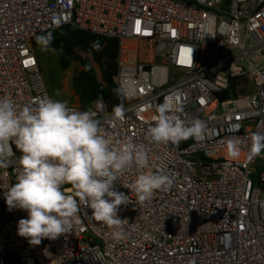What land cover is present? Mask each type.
I'll return each instance as SVG.
<instances>
[{
  "label": "built area",
  "instance_id": "1",
  "mask_svg": "<svg viewBox=\"0 0 264 264\" xmlns=\"http://www.w3.org/2000/svg\"><path fill=\"white\" fill-rule=\"evenodd\" d=\"M63 25L117 40L123 98L112 110L102 100L69 106L89 111L114 142L142 145L146 170L171 184L141 203L132 167L116 181L128 198L121 240L80 200L79 224L33 245L17 234L27 213L9 211L2 194L20 153L0 146V264H264V153L249 156L252 134L264 132V0H0V95L20 106L49 96L34 47ZM165 102L186 123L202 121L204 134L152 142Z\"/></svg>",
  "mask_w": 264,
  "mask_h": 264
},
{
  "label": "clouds",
  "instance_id": "2",
  "mask_svg": "<svg viewBox=\"0 0 264 264\" xmlns=\"http://www.w3.org/2000/svg\"><path fill=\"white\" fill-rule=\"evenodd\" d=\"M36 39L42 50H48L50 34ZM179 111L178 105L167 102L158 106L155 124L148 129L152 142L179 143L204 134L202 121L186 123L177 115ZM250 139L249 156L264 153V132L253 133ZM9 142L20 153L19 172L2 194L9 211L27 213L18 220L17 234L33 245L45 238L55 240L79 224L80 200L89 203L92 216L111 229L114 240H121L125 219L118 212L128 198L116 181L132 167L139 171L130 188L141 203L171 184L169 176L146 170L149 157L142 145L129 138L114 142L89 111L51 96L20 106L0 95V146ZM225 143L227 154L237 157L238 142L229 138ZM3 152L0 149V157ZM67 186L71 192L65 190Z\"/></svg>",
  "mask_w": 264,
  "mask_h": 264
},
{
  "label": "trees",
  "instance_id": "3",
  "mask_svg": "<svg viewBox=\"0 0 264 264\" xmlns=\"http://www.w3.org/2000/svg\"><path fill=\"white\" fill-rule=\"evenodd\" d=\"M46 34L52 36L48 47L59 54L61 68L66 69L72 61L80 62L82 69L73 78L72 84L80 105L87 106L102 100L112 110L123 103L122 95L113 80L118 51L116 39L97 36L73 25H63ZM92 62L98 66L99 72Z\"/></svg>",
  "mask_w": 264,
  "mask_h": 264
},
{
  "label": "rangeland",
  "instance_id": "4",
  "mask_svg": "<svg viewBox=\"0 0 264 264\" xmlns=\"http://www.w3.org/2000/svg\"><path fill=\"white\" fill-rule=\"evenodd\" d=\"M34 49L48 95L57 100L79 104L72 84L73 78L82 69L80 62L72 61L66 69H63L60 66L59 54L57 52L51 51L49 47L48 50H42L37 40ZM80 55L84 57V55ZM86 58L89 57L86 56ZM92 65L99 72L98 66L93 62Z\"/></svg>",
  "mask_w": 264,
  "mask_h": 264
}]
</instances>
